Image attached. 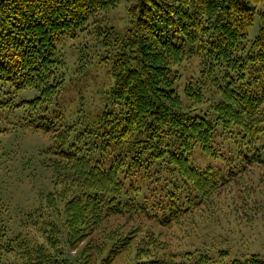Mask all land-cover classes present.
<instances>
[{
    "label": "trees",
    "instance_id": "16d2710c",
    "mask_svg": "<svg viewBox=\"0 0 264 264\" xmlns=\"http://www.w3.org/2000/svg\"><path fill=\"white\" fill-rule=\"evenodd\" d=\"M129 1L127 29L117 35L99 16L120 0H0V83L11 93L0 100V119L16 117L11 127L47 135L52 143L35 154L45 162L38 165L52 188L39 193L45 207L16 219L31 224L33 236L7 229L1 202L9 193L0 186V264H81L79 259L85 260L69 251L99 221L128 214L175 225L203 201L210 204L208 196L248 166L264 165V11L259 7L264 0ZM256 15L260 24L250 40ZM83 33L99 46L92 50L103 51L101 60L110 61L112 85L95 120L73 130L56 102L65 82L58 47ZM89 54L79 55V66L87 64ZM186 56L197 58L198 76L184 95L201 103L211 89L207 111H184L176 83L177 66ZM16 91L27 95L10 98ZM219 133L241 143L226 146L221 168H194L190 156L196 146L210 158H222ZM3 134L7 131L0 129ZM28 165L20 172L29 171ZM5 172L16 173L10 167ZM132 240L128 235L115 240L102 264H111ZM205 259L184 263L142 255L127 264H205ZM224 264H264V257L250 254Z\"/></svg>",
    "mask_w": 264,
    "mask_h": 264
},
{
    "label": "rangeland",
    "instance_id": "374dc122",
    "mask_svg": "<svg viewBox=\"0 0 264 264\" xmlns=\"http://www.w3.org/2000/svg\"><path fill=\"white\" fill-rule=\"evenodd\" d=\"M130 3L129 0H120L115 8L99 16L108 26L113 27L117 35H122L127 29L126 10ZM259 7L264 11V4ZM259 24V17L256 15L248 29L250 40L257 34ZM98 47L93 37L84 33L65 38L58 47L61 62L59 69L64 73L65 82L56 102L57 106L64 109L65 124L73 130L90 125L107 104V90L112 85L109 75L110 61L104 63L101 60L98 52L103 51L92 50ZM86 52H90L88 62L85 66H79L83 61L81 58L79 62V55ZM196 64V57L186 56L177 66V91L185 102L184 111L191 113L207 111L213 103L209 88L201 103L190 102L184 95V89H188L192 80L198 76ZM4 85L0 83L1 101H5L4 97L11 94L5 91L7 87ZM16 94L10 98L22 97L27 95V92L16 91ZM16 122V117L12 118V121L0 119V129L7 131V134L0 136V186L9 193V199L1 203L9 232L12 235L21 232L33 236L35 228L27 222L22 224L23 218H20L19 223L16 219L45 207L44 200H40L41 195L52 188L49 174L42 171L38 165H44L45 162H39L35 154L42 147L47 148L52 143L47 139V135L32 136L29 129H20L17 125L10 126ZM217 141L220 142L219 151H222V158H210L196 146L190 156L194 168L208 171L221 168L222 164L225 165L223 151L226 146L241 143L240 140L234 139L233 135L223 133H219ZM12 151L18 153L13 155ZM22 158V163L16 164V159ZM26 161L29 163V171L20 172V166ZM4 167L14 169L16 173L9 175L5 172L4 176L1 173ZM36 180L41 181L34 182ZM208 198L210 204L203 205V201L197 206L199 209L195 213L185 216L175 225L160 226L153 221L132 219L128 214L103 219L90 230V234L78 241L74 249L69 251V255L83 258L85 262L79 259L81 264H102L109 257L115 245L114 241H120L128 235L133 237L129 248L122 254V251L118 253L111 264H127L142 255L145 258L149 255L173 257L174 260L184 263L204 256L205 264H224L228 260L244 258L250 254L264 257V165L251 168L248 166L243 174L235 176L231 183L210 194ZM85 214L88 216L87 212ZM64 249L66 250L65 247Z\"/></svg>",
    "mask_w": 264,
    "mask_h": 264
}]
</instances>
